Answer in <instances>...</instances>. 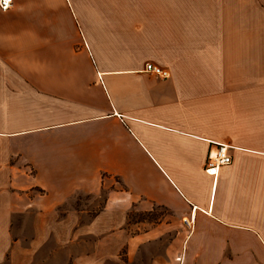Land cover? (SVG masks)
I'll return each instance as SVG.
<instances>
[{
  "label": "crops",
  "instance_id": "0c3cea01",
  "mask_svg": "<svg viewBox=\"0 0 264 264\" xmlns=\"http://www.w3.org/2000/svg\"><path fill=\"white\" fill-rule=\"evenodd\" d=\"M221 143L232 160L214 178ZM108 185L103 241L99 212L60 207ZM134 204L165 220L119 229ZM157 234L170 241L152 264H264V0H13L0 10V264H105L117 236L132 264Z\"/></svg>",
  "mask_w": 264,
  "mask_h": 264
},
{
  "label": "rangeland",
  "instance_id": "374dc122",
  "mask_svg": "<svg viewBox=\"0 0 264 264\" xmlns=\"http://www.w3.org/2000/svg\"><path fill=\"white\" fill-rule=\"evenodd\" d=\"M113 183L112 185H116V187L120 188V185L118 183L117 178L111 180ZM107 183V181H106ZM112 186H102L100 191L96 194H88V193H80L75 198L71 199L67 204L60 207V210L63 212L66 209H77V210H86L87 213H85V216H83L82 221L86 222L90 219V216L96 214L99 212V221H98V230H99V236L98 238L100 240L104 241V236L110 232V230L106 227L105 221L107 220L106 215H101L100 211L103 208V205L105 203L106 193L107 189ZM134 207L130 212H128V215L126 217V224H121V227L119 229L127 226L129 233L138 232L139 229L135 228L133 226L134 223L137 222H144V224H141V230H147L146 223H150L154 225L155 223L165 220V211L159 207H152L150 210H140V207ZM90 214V215H88ZM27 218H18L14 219V223L19 228V234L20 235H27L26 232V225H28ZM121 220L122 218L116 219ZM16 230V229H15ZM147 238L144 240L141 248L139 251L135 252L136 257L132 264H152V262L157 258V254H160L163 252V249H161L167 242L170 241V237L167 234H157L152 235L150 237L146 236ZM117 252L115 255H112L105 264H130L128 262V258L126 256V250L125 247H123V241L122 237L119 239L117 236V242L116 247Z\"/></svg>",
  "mask_w": 264,
  "mask_h": 264
},
{
  "label": "built area",
  "instance_id": "2783aa9c",
  "mask_svg": "<svg viewBox=\"0 0 264 264\" xmlns=\"http://www.w3.org/2000/svg\"><path fill=\"white\" fill-rule=\"evenodd\" d=\"M12 3L13 0H6V2L5 0H0V10H8L12 6ZM144 71L160 78L169 77V71L166 68L150 61L144 64ZM231 160L232 156L227 144H213L206 155L205 171L207 174L216 178L220 167L228 165Z\"/></svg>",
  "mask_w": 264,
  "mask_h": 264
},
{
  "label": "snow or ice",
  "instance_id": "6c2138e0",
  "mask_svg": "<svg viewBox=\"0 0 264 264\" xmlns=\"http://www.w3.org/2000/svg\"><path fill=\"white\" fill-rule=\"evenodd\" d=\"M5 2H6V0H5Z\"/></svg>",
  "mask_w": 264,
  "mask_h": 264
}]
</instances>
